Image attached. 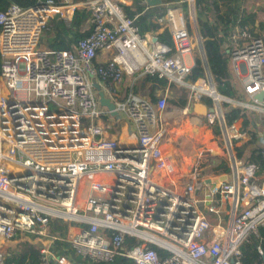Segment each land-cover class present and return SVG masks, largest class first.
<instances>
[{
	"label": "built area",
	"instance_id": "2783aa9c",
	"mask_svg": "<svg viewBox=\"0 0 264 264\" xmlns=\"http://www.w3.org/2000/svg\"><path fill=\"white\" fill-rule=\"evenodd\" d=\"M192 1L165 0L156 18L160 27L143 34L134 19L139 5L150 6L146 0H35L0 12V264L18 250L25 233L46 236L50 216L66 222L63 240L93 263L123 255L134 264H241V243L257 237L264 224V186L256 181L255 165L235 157L232 139L243 136L235 123L225 124L210 79L186 80L191 67L183 55L191 44L183 4ZM76 7L90 10L89 34L72 49L39 48L46 19L57 14L70 20ZM164 29L172 45L158 38ZM231 38L230 74L248 98L235 103L264 113L262 35L241 38L234 28ZM100 54L110 58L98 63ZM137 72L186 85L184 111L204 96L211 99L207 124L219 115L229 144L226 179L206 183L220 176L204 172L203 160L214 153H200L182 173L159 121L164 96L152 101L129 92L117 99L113 85ZM94 83L126 116L135 143L105 137L102 118L111 111L100 105ZM218 201L231 202L222 226L211 224L200 207L217 213ZM126 235L140 242L124 249ZM39 253L37 262L26 264H70L50 243L40 245Z\"/></svg>",
	"mask_w": 264,
	"mask_h": 264
},
{
	"label": "trees",
	"instance_id": "16d2710c",
	"mask_svg": "<svg viewBox=\"0 0 264 264\" xmlns=\"http://www.w3.org/2000/svg\"><path fill=\"white\" fill-rule=\"evenodd\" d=\"M78 1V0H74ZM35 0H0V12L6 11L9 5L17 4L27 7L33 5ZM186 3L183 4V8ZM126 14L130 17L133 12L126 5H122ZM196 20L200 36L203 40V48L206 55V64L197 57L195 64L186 77L188 82H194L197 78L204 77L206 67L211 74L216 91L230 99L234 98L235 90L228 79V53L222 47L223 43L232 44V31L237 29L239 36L262 35L264 40V2L254 3L251 1L250 8L245 10L241 6V0H194ZM139 15L134 19V24L141 34L147 31H155L160 25L156 18L162 14L161 5L149 6L144 9L138 6ZM90 10L84 7H76L70 20H65L55 14L48 17L43 25L38 47L49 50L72 49L77 41L87 36L91 30L88 22ZM158 38L169 45H172L170 34L167 29L158 33ZM241 41V39H239ZM143 83H150L153 87L165 88L175 87V83H169L167 79L158 77L157 74H144ZM189 88L186 85H179L176 95L170 99L171 104L176 107H184L187 100ZM241 98V95H238ZM203 101L212 106L209 97L204 96ZM223 119L227 126L232 125L241 119L239 132L248 135V139L239 145L234 146L235 157L244 164H254L256 176L264 175V145L259 143L257 133L252 128V123L263 124L258 121L259 111L246 108L238 103L224 101L222 103ZM264 114V113H262ZM215 135L223 134L219 122L210 125ZM204 172L209 175L228 174L231 171L225 157H219L214 163H204ZM207 165V166H206ZM66 222L55 216H50L46 226V236L34 233H25L24 240L20 243L17 251L4 256V264H26L37 262L40 256L39 248L42 244L50 243V248L55 255L65 256L70 264H134L133 260L116 255L110 262L93 263L81 256L71 245L63 240L66 233ZM140 242L138 237L126 235L124 249ZM150 248L155 249L159 255L166 252L155 244L150 243ZM241 264H264V224L258 227V236H248L240 245Z\"/></svg>",
	"mask_w": 264,
	"mask_h": 264
},
{
	"label": "crops",
	"instance_id": "0c3cea01",
	"mask_svg": "<svg viewBox=\"0 0 264 264\" xmlns=\"http://www.w3.org/2000/svg\"><path fill=\"white\" fill-rule=\"evenodd\" d=\"M164 1L165 0H160V3L156 4V5H161L163 7V10H164V5H163ZM251 1L252 0H241L242 8L245 10H248L250 8ZM261 2H264V0H261ZM185 3L186 5L184 7V20L187 25L189 36H190V32L193 34L190 36L191 50L188 53L183 55L184 60L186 64L192 68L195 64V59L199 57L202 60L203 64L207 66L206 55H205V51H204L203 44H202L203 40L200 36L199 28H198V24L196 20L194 0L192 2H185ZM195 47L196 49H198V52L197 50H195ZM222 47L227 52V49L228 47H230V45L228 42H225L223 43ZM108 58H110L108 54H100L98 55L96 61L98 63H103ZM226 67L228 69L229 82L235 90L234 98L240 99L238 95L240 94L241 97L243 95L242 90H241V84L239 83L238 80H236L234 77L231 76L228 61H227ZM209 75L211 74L208 70V67H206V74L204 77L209 79ZM142 78H143V75L140 74L139 72L132 74V75L123 74L121 77V80L115 83L112 89L117 94L118 96L117 99L123 98L129 92H133L135 94L141 95L152 101L157 100L161 96H164L166 98L167 106L165 110L159 113V121L160 123L163 122L165 124L166 131H167L166 136L168 139L167 144L169 145V147L172 149V151L176 155L175 157L179 163L181 171L183 169L185 170V171H182V173L186 174V172H188V170L190 169V165H191V163L187 159H192L195 156V154H188V152L186 154V151L184 150L183 145H184L185 140H191L192 147H194L195 143L193 140L194 138L197 137L194 133L191 132V129L189 128H193V127L198 128L200 119H202L204 116L207 115V113L209 112L208 109L211 106H209L206 102H204L202 98V101L195 102L192 105V107L188 109V112L184 111V108L186 107L188 97H189V90H188L185 106L176 107V106H173V104H171L170 99H172L176 95L175 93H176V89H178V86H179L178 84H176L175 87H169L167 85L165 88H159L156 86L153 87L150 83H143ZM173 88L175 91L173 90ZM235 99L232 98V101L235 102L236 101ZM230 101L231 99L228 102ZM196 103H199V104H196ZM205 107L207 108V113L205 112ZM180 113L182 114L183 118H181V116L179 115ZM102 119L106 126L105 137L116 138L118 142L121 144L135 143L136 137L134 134V130L130 126L129 121L124 114L122 115L117 114V116L111 115V117L109 118L107 116V117H103ZM113 127H116V128L118 127L119 130H116V131L110 130V128H113ZM178 130H182L183 131L182 134H178L177 132ZM170 142L174 146H171ZM180 142H182V145L180 144ZM217 149H218V146H217ZM214 154H216L215 158L222 157L221 154L218 152H215ZM223 157L226 158V155H223ZM257 177H258L256 180L257 183L264 186V175L257 176ZM198 196L199 198H203L204 192H199ZM216 205L218 208V212L213 213L207 210L204 203H200V207L205 213L206 218L207 216L213 217L214 220L217 221L216 222L217 225L222 226V224L220 223L221 219L224 218L223 221H225V218L226 217L228 218L229 211L231 208V202L230 201H218Z\"/></svg>",
	"mask_w": 264,
	"mask_h": 264
},
{
	"label": "rangeland",
	"instance_id": "374dc122",
	"mask_svg": "<svg viewBox=\"0 0 264 264\" xmlns=\"http://www.w3.org/2000/svg\"><path fill=\"white\" fill-rule=\"evenodd\" d=\"M259 2H261V0H254L255 4H258ZM192 34L193 33L190 32V36ZM195 50H197V52H198V49H196V47H195ZM173 90H174V88H173ZM233 99H235V98H233ZM241 99L248 101V98L245 95H242ZM235 100H237V99H235ZM223 102H224L223 100H220L218 102L219 103V107H220V111H221L222 114H223V109H222V103ZM230 102L235 103V102L232 101V99H231ZM52 109H54V108L51 107V110ZM120 114L122 115L123 113H120ZM179 115L181 116V118H183L181 113ZM109 117H111V116H108V118ZM258 118H259L258 121L264 122V114H262V112H260V115L258 116ZM207 121H208V115H206L202 119H200V123H199V127L198 128H195V127L189 128V129H191V132L194 133L197 136L193 140L195 145H194V147H192L191 140H185L183 146H184V150L186 151V154H187V152H188V154H195V156L192 158L193 160L197 156H199V154L202 153V152L204 154L205 153L206 154H210V153L212 154V153L218 152L223 157V155H227V151L229 150V144H228V140H227L226 134L224 133V135L223 134L215 135L213 133V131H212L211 126H209L207 124ZM213 121L214 122L220 121L219 115H217L215 118H213ZM219 123H221V122H219ZM235 124L238 125L237 127L239 129L240 125H241V120L239 119L238 121H236ZM252 128L257 133L259 143L264 145V126H263V124H261V123L254 124V123H252ZM110 130L116 131V130H119V128L118 127L117 128L113 127V128H110ZM177 132H178V134H182L183 131L182 130H178ZM241 134L243 135V137H240V138H237V139L236 138L232 139L233 146L239 145V144H241L242 142H244V141H246L248 139V135L247 134H243V133H241ZM169 137H170V135H169ZM170 144H171V146H174V145H172L171 142H170ZM180 144L182 145V142H180ZM217 146H218V149H217ZM222 153H223V155H222ZM192 159H187V160L190 163H192L193 162ZM216 159L217 158H211V159L205 158L203 160V163H207L208 161H211V163H214L216 161ZM182 171H185V170L183 169ZM207 220L211 224H213V225L216 224L217 225V223H216L217 221L214 220L213 217L207 216ZM223 220H224V218L221 219L220 223L222 225H225V223L228 221V218L226 217L225 221H223ZM218 228H216V230H218Z\"/></svg>",
	"mask_w": 264,
	"mask_h": 264
},
{
	"label": "water",
	"instance_id": "95a60500",
	"mask_svg": "<svg viewBox=\"0 0 264 264\" xmlns=\"http://www.w3.org/2000/svg\"><path fill=\"white\" fill-rule=\"evenodd\" d=\"M147 3L150 5V6H153V5H156V4H159L160 3V0H146ZM209 79L211 81V84L214 86L213 84V80L211 78V75H209ZM94 87L97 91V96H98V100H99V103L101 106H104V107H107L110 111H111V115L113 116H117V112L114 110V104L113 102L110 100V98L108 96H106L105 92L100 88V86L97 84V83H94ZM214 91H215V88H214ZM215 93L220 97V99L222 100H227L229 101L230 99L228 97H225L221 94H219L218 92L215 91ZM262 93H259V94H256L255 95V98H257L258 100H261L262 99ZM196 104H199V103H196ZM209 112H213L214 111V108L213 107H210L209 109ZM205 112L207 113V108L205 107ZM226 179V175L223 174V175H220L218 177H213V178H207L206 179V183H210V182H217L218 180H224ZM263 263H264V256H263Z\"/></svg>",
	"mask_w": 264,
	"mask_h": 264
}]
</instances>
